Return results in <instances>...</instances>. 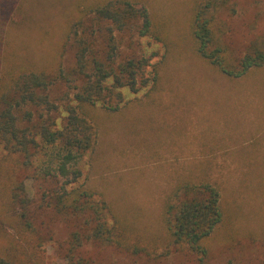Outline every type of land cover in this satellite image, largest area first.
<instances>
[{"label":"rangeland","instance_id":"obj_1","mask_svg":"<svg viewBox=\"0 0 264 264\" xmlns=\"http://www.w3.org/2000/svg\"><path fill=\"white\" fill-rule=\"evenodd\" d=\"M104 1L0 0V95L10 99L23 73L50 75L46 94L57 109L27 106L17 115L31 111L56 131L82 84L74 74L78 39L102 57L111 37L115 64L144 58L150 66L143 78L156 70L154 83L122 90L121 102L82 108L91 147L68 188L105 201L129 250L91 238L87 214L55 209L57 148L38 136L27 164L0 142V255L17 264H66L78 232V255L91 264H264V66L232 79L203 61L193 51L195 0H123L145 6L156 34L150 38L137 35L138 22L118 32L98 21L91 8ZM217 18L231 64L264 51V0H227ZM185 182L211 184L221 197L223 221L204 242L201 263L171 244L164 224L165 202ZM15 192L28 199L25 220Z\"/></svg>","mask_w":264,"mask_h":264},{"label":"trees","instance_id":"obj_2","mask_svg":"<svg viewBox=\"0 0 264 264\" xmlns=\"http://www.w3.org/2000/svg\"><path fill=\"white\" fill-rule=\"evenodd\" d=\"M226 5L227 0H195L191 26L193 51L214 70L228 78L238 79L250 70L264 66V51L254 49L243 55L235 65L231 64L228 50L220 43L222 27L217 21L219 12ZM91 12L98 21H108L118 32L138 22L136 32L139 37L156 36L149 13L138 2L106 0L92 7ZM77 43L79 47L74 74L81 79L82 84L74 95L76 105L66 107L67 116L62 129L50 131L40 121H34L31 111H24L21 117L17 115L22 107L27 106L38 107L44 112L57 109L46 94L54 79L45 73L27 72L16 78L14 94L10 99L0 95V142L10 154L22 155L25 164L33 157L30 149L37 146L38 136L47 145L55 146L57 166L51 175L56 185L55 193L51 195L55 209L77 215L87 214L93 224L91 238L129 250L124 241V230L107 219L105 201L93 200L92 195L84 190L68 188L80 177V171L75 168L76 163L91 147L90 126L81 115L82 108L96 104L105 106L112 100L119 103L122 90L136 93L140 87L154 83L157 72L153 69L150 78H143L146 68L150 66L144 58H129L115 64L117 48L111 37L102 57L90 54L80 39ZM107 109L114 110L109 105ZM18 190L22 191V188ZM220 198L219 190L211 184L185 182L175 189L164 205V224L171 244L184 246L200 263L207 255L204 242L223 221ZM20 199V195L15 192L13 200L20 207L23 204L24 212H20V217L25 220L28 199H21V203ZM25 226L29 227V224ZM80 247L81 238L76 232L65 251L66 264H91L78 255ZM0 264L17 263L0 255Z\"/></svg>","mask_w":264,"mask_h":264}]
</instances>
